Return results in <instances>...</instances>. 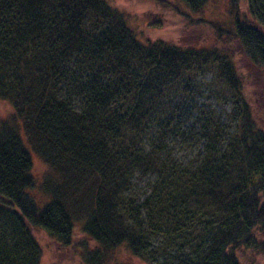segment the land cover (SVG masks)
Listing matches in <instances>:
<instances>
[{
  "label": "trees",
  "instance_id": "trees-1",
  "mask_svg": "<svg viewBox=\"0 0 264 264\" xmlns=\"http://www.w3.org/2000/svg\"><path fill=\"white\" fill-rule=\"evenodd\" d=\"M181 1L198 13L209 0ZM230 5L224 33L264 76V0ZM233 59L143 43L105 0H0V101L13 109L0 119V264H41L33 230L69 249L78 224L97 245L85 264H105L121 246L147 264H242L264 251V97L247 92ZM212 69L234 131L202 112L192 163L173 161L160 139L143 148L177 87ZM28 146L48 167L42 206ZM147 173L155 182L138 205L129 192Z\"/></svg>",
  "mask_w": 264,
  "mask_h": 264
},
{
  "label": "rangeland",
  "instance_id": "rangeland-1",
  "mask_svg": "<svg viewBox=\"0 0 264 264\" xmlns=\"http://www.w3.org/2000/svg\"><path fill=\"white\" fill-rule=\"evenodd\" d=\"M113 8L125 14L129 27L135 31L143 43L165 42L186 49H206L226 52L246 78L247 92L259 98L264 97V76L250 67L241 56V49L228 40L224 32L233 27L231 0H209L202 11L193 13L181 0H105ZM244 1L239 8V19L244 18ZM204 21V22H203ZM203 22V23H202ZM210 23V25L208 23ZM207 23V24H206ZM213 24L218 28L212 27ZM218 30V31H217ZM219 32L222 33L219 35ZM252 90V91H250ZM175 96L166 104L164 110L155 115L156 124L143 137V148L150 146L152 139L163 141L166 153L179 164H190L203 147L201 122L202 112H214L228 127L235 129L232 103L229 92L215 78V70L192 74L177 87ZM254 107L258 104L254 102ZM264 109L259 113L264 117ZM13 109L8 102L0 101V119L9 121ZM234 131V130H233ZM29 147V146H28ZM30 149V147H29ZM146 149V148H145ZM33 159L35 188L31 191L38 205L47 199L41 190V184L48 167L30 149ZM155 176L152 173L137 174L129 198L141 205L151 193ZM41 246V264H85V251L97 248L82 232L78 224L75 229L74 246L63 249L48 235L40 230H33ZM264 241V240H263ZM246 254V253H245ZM105 264H147L121 246L108 253ZM158 264V263H157ZM242 264H264V251L247 252L242 256Z\"/></svg>",
  "mask_w": 264,
  "mask_h": 264
}]
</instances>
